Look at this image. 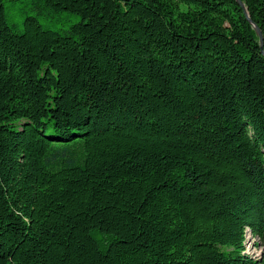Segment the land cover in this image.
Listing matches in <instances>:
<instances>
[{
	"label": "trees",
	"instance_id": "obj_1",
	"mask_svg": "<svg viewBox=\"0 0 264 264\" xmlns=\"http://www.w3.org/2000/svg\"><path fill=\"white\" fill-rule=\"evenodd\" d=\"M31 10L17 32L0 0V264H264V53L238 2Z\"/></svg>",
	"mask_w": 264,
	"mask_h": 264
},
{
	"label": "rangeland",
	"instance_id": "obj_2",
	"mask_svg": "<svg viewBox=\"0 0 264 264\" xmlns=\"http://www.w3.org/2000/svg\"><path fill=\"white\" fill-rule=\"evenodd\" d=\"M31 2L32 0H5L7 20L15 31L23 32L24 17L29 13H34L31 10ZM69 19L71 20L73 17L63 13L62 15L48 16L41 19L40 22L46 29L58 30L66 27L69 24ZM246 252L253 258L264 260V241L258 238L249 239Z\"/></svg>",
	"mask_w": 264,
	"mask_h": 264
},
{
	"label": "water",
	"instance_id": "obj_3",
	"mask_svg": "<svg viewBox=\"0 0 264 264\" xmlns=\"http://www.w3.org/2000/svg\"><path fill=\"white\" fill-rule=\"evenodd\" d=\"M238 2V4L243 8L244 10V13L248 19V21L253 25V27L256 29L258 35L260 36V40H261V48L263 50V53H264V45H263V36H262V32H261V29L259 28V26L256 25V23L252 20V18L250 17L248 11H247V8L244 4V2L242 0H236Z\"/></svg>",
	"mask_w": 264,
	"mask_h": 264
}]
</instances>
